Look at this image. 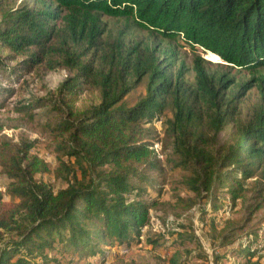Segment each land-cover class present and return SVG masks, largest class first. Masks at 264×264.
I'll use <instances>...</instances> for the list:
<instances>
[{
	"label": "trees",
	"instance_id": "16d2710c",
	"mask_svg": "<svg viewBox=\"0 0 264 264\" xmlns=\"http://www.w3.org/2000/svg\"><path fill=\"white\" fill-rule=\"evenodd\" d=\"M16 1L0 0V78L6 81H0V109L23 75L68 71L52 99L16 111L51 105L59 115L52 129L57 152L73 159L74 167L60 163L66 187L54 191L35 180L49 169L30 153L33 143L0 142V171L18 202L9 206L0 193V264H63L49 251L103 261L107 248L129 251L148 240L143 230L158 199L143 185L160 170L155 145L169 149L174 166L189 173L185 185L194 197L178 199L176 207L190 210L210 198L216 215L227 212L218 191H225L231 208L247 199L246 181L264 177V100L243 118L240 104L252 81L237 84L231 70H264V0ZM105 18L119 23L109 26ZM134 29L147 36L133 35ZM171 42L214 55L224 65L214 69L195 56L190 85ZM144 79L145 96L127 107L125 97ZM253 80L264 82L262 76ZM87 91L98 93V104L76 109ZM168 106L172 119L160 139L153 126ZM231 125L233 142L218 147V135ZM259 184L251 186L249 215L264 207ZM228 225L212 243L224 251L212 264H264V228L235 243L242 227ZM179 237L165 245L170 264H209L203 253L181 250L186 244L202 248L193 232ZM184 253L190 257L183 259Z\"/></svg>",
	"mask_w": 264,
	"mask_h": 264
},
{
	"label": "rangeland",
	"instance_id": "374dc122",
	"mask_svg": "<svg viewBox=\"0 0 264 264\" xmlns=\"http://www.w3.org/2000/svg\"><path fill=\"white\" fill-rule=\"evenodd\" d=\"M33 2L34 0H17L15 5L18 6L22 3L31 5ZM104 21H107L109 26H115L119 23L116 20L106 18ZM132 34L138 37L147 36L146 31L139 29L132 30ZM162 43L165 46L168 45L167 42ZM170 46L178 54L179 61L185 65L187 69L185 80L190 85L194 84L192 65L195 56L204 58L212 64L211 67L214 69L216 64L224 65L219 58H211L207 53H201V51L193 52L182 42H171ZM68 75L70 73L62 69L53 72L36 69L28 75H23L19 82L12 86L15 95L4 102L3 108L0 109V142L9 140L17 143L20 139H25L33 143L34 147L30 153L42 159L49 169L47 173L37 174L35 180L49 184L54 191L66 187L64 180L66 173L60 167V163L63 162L69 167H74L73 159L62 156L56 149L57 143L54 142L52 129L58 121L59 115L51 109V105L35 109L31 113L27 110L18 113L16 110L26 107L27 103L33 104L37 99H52L51 97L54 96L53 94H55L59 84ZM231 75L237 84L252 81L251 89L245 92L240 104L242 116L245 118L256 104L264 100V82L260 83L253 80V78L260 76L264 79V70L250 74L247 71L232 69ZM0 81L6 84V81L1 78ZM146 84L147 79H144L136 89L125 97L124 103L127 107L134 106L138 100L145 96ZM98 102V93L87 91L78 98L75 108L78 110L89 109L97 105ZM170 119H172V110L168 106L161 121L153 126L160 139L163 137L165 124ZM234 134V126L225 128L218 135L217 146L223 147L232 143ZM161 150L158 149L159 154L157 156L160 160V170L152 173V180L149 184L143 185L148 193L158 199L157 204L149 211L150 224L143 230V234L149 236L148 240L142 238L141 244L131 248L127 254H121L119 250L111 251L110 248H107L103 261H101V257L94 259L91 256L81 254V252L73 257L66 255L62 257L55 254L54 251H49V257L56 255L55 259L63 264H170L169 259L172 253L166 250L165 245L177 243L180 238L179 234L183 235L186 231L189 234L194 233L202 248L196 249L193 245L186 244L181 247V250L188 251L191 255L197 252L203 253L209 264H212L215 255L224 253L223 249L218 250L212 243L219 241L221 229L225 224H229L228 227H242V231L236 233L235 243H237V239L243 241L249 233L264 228V207L253 215H249L245 209L248 204L253 203L252 201L248 202V199L254 196V190L251 186L254 183L264 185V177H256L246 181L247 199L238 201L234 208L230 207L225 191H218L216 197L221 200L219 206L226 207L227 212L225 211V213L214 215L210 198L199 199L190 210H186L182 207H176V205L178 199L194 197L185 185V179L189 173L174 166L176 158L169 149L164 150L162 148ZM262 175H264V170ZM7 189L8 180L0 171V193L9 206L16 205L17 200L8 195ZM212 220H214L215 226L211 225ZM249 238L251 239V236ZM259 239L263 242L264 235L260 233ZM189 257L186 253L183 254V259ZM197 264L204 263L198 262Z\"/></svg>",
	"mask_w": 264,
	"mask_h": 264
},
{
	"label": "built area",
	"instance_id": "2783aa9c",
	"mask_svg": "<svg viewBox=\"0 0 264 264\" xmlns=\"http://www.w3.org/2000/svg\"><path fill=\"white\" fill-rule=\"evenodd\" d=\"M154 148L156 149V153H157V156H158V149L160 150V146L159 145H155ZM120 251L121 254H127V250H123V249H118Z\"/></svg>",
	"mask_w": 264,
	"mask_h": 264
},
{
	"label": "bare ground",
	"instance_id": "6f19581e",
	"mask_svg": "<svg viewBox=\"0 0 264 264\" xmlns=\"http://www.w3.org/2000/svg\"><path fill=\"white\" fill-rule=\"evenodd\" d=\"M211 58H215V59H218V57L214 56V55H211V54H208ZM220 60V59H219Z\"/></svg>",
	"mask_w": 264,
	"mask_h": 264
}]
</instances>
